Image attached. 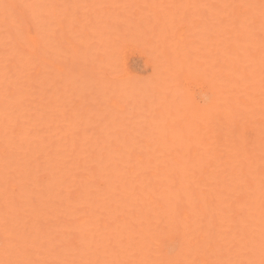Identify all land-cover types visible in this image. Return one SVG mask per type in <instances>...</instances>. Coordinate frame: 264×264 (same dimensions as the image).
Returning <instances> with one entry per match:
<instances>
[{"label": "bare ground", "instance_id": "obj_1", "mask_svg": "<svg viewBox=\"0 0 264 264\" xmlns=\"http://www.w3.org/2000/svg\"><path fill=\"white\" fill-rule=\"evenodd\" d=\"M166 1H149L153 14L146 15L153 17L151 38L159 41L160 58L156 55L154 67L159 76H165L159 78L160 84L166 79L171 82L170 76L175 79L181 70L179 85L197 77L199 92L195 94L199 96L201 91V98L194 95L192 100L193 92L188 93L190 86L184 83L183 94L191 95L187 99L178 83L175 87L173 83L167 90L178 86L179 93L170 95L169 89L166 99L174 94L177 99L166 100L160 91V102H170L163 108L160 103L154 112L149 108L154 104L153 91L151 87L143 89L151 92L149 112L145 110L147 102L144 113L139 108L141 113L135 109L132 116L145 120L143 115H155L152 113L148 127L140 124V118L138 127L122 113L126 108L121 109L126 107L121 99L133 95L138 85L132 76L116 79L111 87L106 73L110 70L111 77L114 69L105 67L106 73L98 72L95 65L98 76L88 69L75 72L73 56H81L77 50L85 49V43L78 46V40L73 39L78 47H72L71 67L57 62L62 49L66 46L69 51L70 46L65 42L62 47L56 37V31L64 26L61 19L69 16L66 7L67 13L62 15L55 6L54 2L61 0H0V264H264V0H171L168 8ZM162 4L166 12L163 7L156 9ZM186 11L192 18L196 13L201 16L198 29L194 26L190 33L192 18L185 19ZM145 12L140 13L145 17ZM112 16L104 14L103 26L101 21L94 26L100 23L104 28L106 23L110 33L106 28L103 32L112 38L102 31L101 35L106 34L115 50L121 48V40L126 42L125 29V33L131 32L128 35L141 28L144 34L149 31L150 20L146 26V18H140L143 27L140 24L137 30L136 20L132 31L129 24L115 33L111 21L116 17ZM175 16H183L181 25L173 24V20H181ZM70 17L71 23L69 18H65L68 24L63 22L76 28L78 22L73 23L75 18ZM66 26L57 32L65 34ZM99 27L96 32V27L90 30L98 35L103 29ZM198 34L200 50L193 53L197 39L192 36ZM87 35L83 32L82 37ZM97 35L89 37L95 40ZM97 39L91 41L94 45L88 43L92 51L100 52L102 45ZM192 40L191 50L188 44ZM101 41L107 45L104 38ZM167 45L173 47L171 58ZM109 46L105 49L110 51L113 46ZM185 48L190 49L189 56L182 51ZM109 51L104 52L105 58H110ZM102 58L100 63L106 61ZM62 77L65 88L61 86V91L70 92L66 96L56 89L58 84L54 86ZM77 78L87 86L95 81L97 85L91 86L98 87L97 91L111 87L100 91L103 97L113 92L102 99L108 109L103 108L105 113L97 107L92 111L95 104L90 109L81 102L78 105L77 99L82 98L77 95L86 85L82 89L80 80L76 87ZM126 78L131 79L130 87ZM74 96L77 99L72 100ZM94 96L99 102L100 96ZM111 97L120 99L109 100ZM64 102L70 103L71 109H66ZM110 102L112 108H107ZM80 107L86 109L79 111Z\"/></svg>", "mask_w": 264, "mask_h": 264}, {"label": "rangeland", "instance_id": "obj_2", "mask_svg": "<svg viewBox=\"0 0 264 264\" xmlns=\"http://www.w3.org/2000/svg\"><path fill=\"white\" fill-rule=\"evenodd\" d=\"M137 1H138V0H131L130 2H129L128 0H61V2H59V3L54 2L55 6L58 7V11H59L62 15H64L65 13H67V12L63 9L64 7H66V8L68 9V11H69V13H68L69 16H65L64 18L62 17L63 19H61V20H63L64 22H67V21L69 20V22L71 23V17H70V15H71L72 17L75 18V21H73L74 18H72V19H73V20H72L73 23L78 22V23H77L78 25L81 24V25L78 27V25L75 23L76 28L74 27L75 29H74V28L72 29V26H73L74 24H72V25L70 24L71 26L68 25V27H67L66 24H68L69 22H67V23L65 24L63 21H61V22L64 24V26H62V27L65 28V26H66V29L69 28L70 31L68 32L69 29L66 30V31L64 30L65 34H64L63 32H57V31L60 30V28L62 29V27H60V28L56 31V34L59 33V35H56L57 40L60 41L59 43H60V45H61L62 47H64L65 45H67L66 43H68L70 46L67 45V47H69V51L66 50V49H67V48H65L66 46H65L63 49H62V47L60 46L59 49H62L63 53H61L62 56L59 57V60H58L57 62H59V64L61 63V64H60L61 67H62V66H67L66 68H69L68 66L71 67V64L73 63L75 67L72 65V67H73L72 69H73L75 72H77V71H80V72H81V71H85V70L87 71V69H88L87 72H92V74H93V72L95 71L96 73H95V72H94V73L96 74V76H98V75H97V71H98V70H99L98 72L102 71V72H105V73H106V71H104V69L107 70V71H108V69H111V70L114 69V70H112L113 72L111 71V74L113 73L112 76H113V75H117L116 77L113 76V77H115V78H113L112 76L110 77V70L108 71L109 73H106V74H107V77H108V80L110 79V81L108 82L107 85H109V86H111V87H112L111 84H113L114 81H116V79H117V81H118L119 78H123L126 74H128L129 76H132V77H131V78H133L132 82L138 84L137 86H139L138 88H136L137 86H134V85H133V86L135 87V89H138V90H139L140 88H141V89L139 90V92H137L135 89H133V90H134V91L132 92L133 95H131V93H130V95H128V96H130V97H124L125 99H124V98L121 99V100H123L124 102L120 100L123 104H126V107H124L123 104H121V106H123V108H121V109L126 108L125 111H124L125 113L122 112V111H121V112H122L123 114H127V115L130 116V118L128 119V122H129V123H130V122H131V123L133 122V124H134V123L136 122L134 126H137V125H138V127H140V126H141L140 124H142L143 127H144V125L148 127V126H150V123H149V122H150L151 119H152L151 117L154 116L155 113L152 112V113L154 114V115H152V113L150 112L151 115H150V117H149V116H148L149 113L146 112L147 114H145V117L148 116L147 118H149L150 120H148V119L146 120V118H145L144 115L142 114V115H143V118H144L145 120H143V119H142V116H141V117H140L141 119L139 118V119H140V124H139V123H138V120H139V119L137 118L138 115H136V116H137V117H136L137 120H135V116H132V115H135V114L133 113V112H135V111H133V110H135V109L138 110V112H137V111H136V112L139 114V113H141V112L144 113L145 110L149 112V108L151 109L152 107H153L152 110L156 109V108H157V105L159 106V104L162 102V101L160 102V100L158 99V96H160V94L162 93L161 95H162V96L164 95V97H165L164 99H166V95H169L167 92H170L171 89H172V91H171L170 95L172 94V92H173V93L175 92V94H176V93H179L178 86H180L179 89H180V93H181V92H182L181 89H183V88L185 89V88L187 87V85H189L190 87L188 86V87H189V89H188V90H189L188 93H190V92H193V93H194V94L192 93V95H193V96H192V100H194L193 97H195V96H196L197 99H200V98H201V97H200V96H201V91H200L199 96L196 95V94H198V92H199V90H198V88H197V85H196V81L198 80L197 77H196V78H193V79H192V78H191V79H187L186 82L183 81V83L179 85V83H181V81H182V76H181L182 72L180 73L181 70L179 71L180 75H179V73H178V75H175V79H173L174 76H173V77L170 76V78H172V79H171V82L169 81V83H167L168 81L166 82L167 79L165 78V79H166V80L164 81L165 84H164V82L160 84L159 78H162V77H165V76H163V75H160V76H159V75H158L159 73H157V70H156V68L154 67V65H155L154 62L156 63V61H158V59L160 58V55H157V54H159V53H157V49H156V48H157L156 46L158 45V44H157V41H158V40L154 42V40H153L154 38H153V37H152L153 39L151 38V32H150L151 30H150V29H152V26H153L152 24H153L154 22H153L152 20H150V19H152L153 17L151 16L150 19H149L148 16L146 17V15H148V14L150 15V12H151V14H153V11H151L150 8H149V3H150L149 1H151V0H147L148 2H146V0H139L140 2H139V1L137 2ZM165 1H166V0H165ZM167 1H168V3H167V4L164 3V4H165V6L168 8V6H171V5H172V4H171L172 1H171V0H167ZM167 1H166V2H167ZM143 2H144V3H143ZM147 3H148V4H147ZM158 3H159V2H158ZM169 3H170L171 5H170ZM129 4H130V5H129ZM168 4H169V5H168ZM145 5H147V6H145ZM146 7H147L148 9H147ZM161 7H163V9H164V11H165V8H164V5H163V4H162L161 6H159L158 8H156V9L158 10V9H160ZM170 8H171V9H170V11H171V10H172V7H170ZM109 9H110V10H109ZM106 10H107V11H106ZM104 11H106L107 13H105ZM137 11H139L138 14H136ZM145 11H146V12H145ZM109 12H111V14H110ZM140 12H141V13H142V12H145V14H144L145 17L142 16ZM165 12H166V11H165ZM116 13H117V15H116ZM147 13H148V14H147ZM168 13H169V11H168ZM179 13H180V12H179ZM187 13H189V14H187ZM101 14H102V15H101ZM104 14H108V16L114 15V16L116 17V18H115L114 16H112L113 18H115V21H114V20L111 21V25H112V26L114 25V27H116V29H115V31H114L115 33H117V32L119 33V31H116L117 29L120 30V31L122 32V30L125 29L126 27H128L129 24H130L129 27H130L131 31H132L133 29H135V27H136L137 30H138V29L140 28V24H142V22L145 21V20H146V21H145L144 23L147 24L146 26H148L149 20H150V23H151V24H149V26H148L149 29H148L147 27H145V28H143V29H145V31H147L146 29H148V30H149L148 32H150V33L148 34V32H147V33L144 34L143 31L141 30V29H142V28H141V29H139V32H138V33H133V34L128 35V34L131 33V32H129V31H128L129 33H128V32H126V33L124 32L125 30L127 31V29H128V28H127V29H125V30L123 31V33L126 34V36H127V39H126V37H125L124 40H123V41H126L125 43H123L122 40L119 39V36H116V38L113 36L114 39H119V40H121V44H120V45H121V48L119 47V45H118L117 47H119V49L122 50V52H121V50H119V49L116 47V48L119 50L120 54H119V53H115L116 56L113 57L114 52H115V51H118V50H115V47L113 46L112 42H111V43L107 42V38L109 37V35H108L107 32H103V31H105L104 28H106V27H105L106 23H105V25H104V28H103V27H101V28L99 27L100 23L102 24V21L105 20V18L107 17V16H105V18H104V17H103ZM109 14H110V15H109ZM139 14H140V15H139ZM183 14H184V13H183ZM183 14H182V15H183ZM185 14H186L185 17H187V18H185V19H188V21H189V18H188V17H190V18L194 17L192 14H190L189 11H186ZM98 15H99L100 17L102 16L104 19H101ZM138 15H139V16H138ZM180 15H181V13L179 14V16H180ZM179 16H175L174 18L177 19V18H179ZM183 16H184V15H183ZM183 16H181V17L183 18ZM112 17H111V18H112ZM136 17H137V18L139 17V18H138L139 20L136 19ZM181 17H180L179 19H181ZM65 18H66V19L69 18V19L66 21ZM98 18H99V19H98ZM140 18H141V19L146 18V19H144V20L142 21V20H140ZM200 18H201V16H199L198 13H196V18H192V19L190 20V21H191V23H190L191 26H188V27L190 28V29H189V33L191 32L192 27L194 28V26L196 27L195 29H198L197 24H198ZM51 19H52V18H51ZM109 19H110V18H109ZM109 19H107V20H109ZM125 19H126V20L128 19L129 22L126 21ZM193 19L196 21V22L193 21V22L196 23V24H194V25H193V22H192ZM96 20H99V21H96ZM101 20H102V21H101ZM136 20L138 21V23H137ZM168 20H170L169 24H171V25H173V24L175 25V22H176V23L178 22L179 25L182 24V19H181L180 21H177L178 19L175 20V21L173 20V22H174L173 24H172V22H171V21H172L171 18L168 19ZM100 21H101V22H100ZM141 21H142V22H141ZM147 21H148V22H147ZM151 21H152L153 23H152ZM185 21H186V20H184V23H185ZM51 22H52V20H51ZM96 22H100L99 24H97L98 26H96V25L94 26V23H96ZM112 22H115V23L112 24ZM135 22L137 23L136 26L134 25ZM180 22H181V24H180ZM186 22H187V21H186ZM83 23H84V24H87V26L90 25L91 28H92V26H93V27H96V28L99 27L100 29L103 28L102 30H100V33H99V31H98L97 33H99L100 36L103 35V34L101 35L102 32H103V33H106V34L108 35V37L104 36V35H106V34H104V35H103L104 37L101 38V37L99 36V34L97 35L96 33L92 32V31L90 30L91 28H90V29H89V27L86 28L87 26L85 25V29L87 30V31H86V30L84 29V26L82 27ZM109 23H110V22H109ZM51 24H52V23H51ZM63 24H62V25H63ZM91 24H93V25L91 26ZM178 24H176V26H178ZM185 24H186V23H185ZM188 24H189V23H188ZM108 25H110V24H107V26H108ZM131 25H132V27H131ZM143 25H144V24H142L141 27H143ZM150 25H152V26L150 27ZM186 25H187V24H186ZM69 26H70L71 28H70ZM102 26H103V24H102ZM112 26H110V27H112ZM134 26H135V27H134ZM169 26H170V25H169ZM176 26H175V28H176ZM114 27H113V28H114ZM64 28H63V29H64ZM77 28H78V29H77ZM80 28H81V30H80ZM96 28H95V29H96ZM108 28H109V27H108ZM63 29H62V31H63ZM71 29H72V30H71ZM76 29L79 30V32H78ZM83 29H84V30H83ZM106 29H107V28H106ZM110 29H112V28H110ZM130 29H129V30H130ZM73 30H75L74 33H71V32H73ZM82 30H83V31H82ZM88 30H89V31H88ZM92 30H94V28H92ZM97 30H98V28H97L96 30H94V31L96 32ZM113 30H114V29H113ZM113 30H112V31H113ZM140 30H141V31H140ZM153 30H155V29L153 28ZM81 31H82V32H81ZM101 31H102V32H101ZM106 31H108V29H107ZM110 31H111V30H110ZM77 32H78L79 34H78ZM83 32H84L85 35H87L88 32H90L89 34L92 35V37H93V36L96 37V35H97V36H99V38L97 37L98 39H100V38L103 39V38H104V40L106 41L105 43H107V45H106V44L104 45V42L101 41V39H100V40H99V43H100V44H99V43H98V44H99L100 46L102 45L103 47L101 46V48H100L101 51H100V52H98L99 49L96 50V52L99 53L100 55H101V53H102V48L105 49V46L110 45L109 48H110L111 46L114 47V48L112 47L114 50H112V48H110V51H109V49H105V50H108L109 52H112V53L110 54V58H109V56H108L107 58H105L106 55H105L104 52H108V51H104V49H103V54H102V55H103V56L105 55L103 58H105V60H106V61H104V62H108V64H107V63H104V62H103V63H100V62L102 61V60H101L102 57H99L100 55L97 56L98 54L96 55V52H95V51H92L93 49L91 50V45H89V43L92 44V45H94L95 43L93 44V43H91V41H92V42H93V41L96 42V39H97V38H96L95 40H92V38L89 37V34L87 35V36L89 37V39L86 38L87 36H83V37H82ZM108 32H109V31H108ZM135 32H137V31H135ZM140 32H142V33H140ZM153 32H155V31H153ZM153 32H152V35H153ZM60 33H61V34H60ZM80 33H82V34H80ZM93 33H94V34H93ZM109 33H110V32H109ZM127 33H128V34H127ZM62 34L64 35V39H63ZM111 34H112V32H111ZM111 34H110V36H111ZM113 34H114V33H113ZM120 34H122V33H120ZM116 35H118V34H116ZM60 36H61V37H60ZM77 36H78V38L81 37L80 39H82V40H83V38H84V41H82V40H80V39H77V38H76ZM121 36H122V35H121ZM95 37H94V38H95ZM189 37L191 38V36H189ZM192 37H194V38H196V39H197V38L200 39L199 34L196 35V36H192ZM58 38H59V39H58ZM75 38H76V39H75ZM105 38H106V39H105ZM109 38H112V37H109ZM121 38H122V37H121ZM166 38H167V40H170V38H168V37H166ZM62 39L64 40V42L62 41ZM70 39H73L72 41H74V42H75V40H78V41H80V42L82 41V44H80L78 41L76 42V43H78V44H77L78 46H79V45L82 46L83 43H85V45H83V46H85V47H84L85 49H82L83 47H82V48L79 47V48L82 49V50H80L79 48H78L79 50H77V54L81 55L80 57H79L78 55H74V56H73L74 48H72V47H74V45H75V48H77L78 46L76 45V43L73 44V42H71ZM98 39H97V42H98ZM114 39H110V41H113ZM122 39H123V38H122ZM125 39H126V40H125ZM191 39H193V38H191ZM191 39H190V40H191ZM198 39H197V40H198ZM85 40H87V41L85 42ZM88 40H89V43H88ZM108 40H109V39H108ZM167 40H165V41H167ZM197 40H195V42L193 43L194 46H195V44L197 43V44H196V48H197V49L194 48V47H192V48H194L195 50H194V49L192 50L191 47H190V46H193V45H191V44H192V42H193L194 40L190 41L189 44H188V46L190 45L188 48H190V49L192 50V52L194 51L193 53H195V51H197V50H200V49H198V48H199V46L201 45V42L198 40V41L200 42V43H198ZM61 42H62V43H61ZM65 42H66V43H65ZM101 42H103V43H101ZM113 42H114V41H113ZM116 42H117V40H116ZM116 42H114V43H116ZM158 42H159V41H158ZM108 43H109V44H108ZM117 43H118V42H117ZM155 43H156V45H155ZM98 44H97V45H98ZM111 44H112V45H111ZM118 44H119V43H118ZM199 44H200V45H199ZM72 45H73V46H72ZM87 45H88V48H87V53H88V54H87L86 51H85ZM114 45H115V44H114ZM197 45H199V46H197ZM89 46H90V48H89ZM95 46H96V45H95ZM115 46H116V45H115ZM70 47H71V49H70ZM92 47H93V46H92ZM98 47H99V46H96V48H98ZM167 47H168V45L166 46L165 50L167 49ZM186 47H187V46H186ZM50 48H51V47H50ZM94 48H95V47H94ZM158 48H159V47H158ZM169 48H170V47H168V51H169V53H171L170 50H171L173 47H172L171 49H169ZM188 48H187V49H188ZM64 49H65L66 51H68V53H66V51H65ZM89 49H90L91 51H90ZM187 49L185 48V49H184L185 51L182 49L183 52H187L186 55H187L188 52L190 51V49H188L189 51H187ZM72 50H73V51H72ZM94 50H95V49H94ZM64 51H65V52H64ZM78 51H80V52H78ZM160 51H163V48H161ZM168 51H165L164 53L167 54ZM50 52H51V50H49V54H51V56H53V55H52V52H51V53H50ZM81 52H82V53H81ZM91 52H92V53L94 52L93 54H95V57H93L94 55H93ZM90 53L92 54V56H90V55H91ZM160 53H161V52H160ZM169 53H168V54H169ZM65 54H67L68 56L65 55ZM70 54H71V55H70ZM84 54H85V55H84ZM106 54H107V53H106ZM198 54H199V56H200V51H198V53H197L196 55H198ZM64 55H65V56H64ZM87 55H88V56H87ZM102 55H101V56H102ZM156 55L158 56V59H157V60H156V58H157ZM172 55H173L172 53L169 54L170 58H171ZM189 55H190V54H188L187 56H189ZM193 55H194V54H192V56H193ZM51 56H50V58H51ZM72 56H73L74 59H75V63H74V61H73V62L70 61V60H74V59H72ZM75 56H77L79 59H78V58L76 59ZM83 56H84V57L86 56V57L88 58V60H90V61L86 60V61H87V62H86V61H85V58H84ZM96 56H97V57H96ZM199 56H198V58H199ZM61 57H62V58H61ZM63 57H64V59H63ZM66 57H67V58L69 57V61H68V62H70L69 65H68V62H67V60H66ZM91 57H92V59L94 58L93 61H92ZM173 57H174V56H173ZM87 58H86V59H87ZM103 58H102V59H103ZM186 58H187V57H186ZM190 58H191V59H193V58H194V59H197V57H196V58H195V57H193V58L190 57ZM82 59H84L85 62H83ZM107 59H114L115 62H114V60H112V61L110 60L111 62H114V63L109 64V60H107ZM187 59L190 60L189 57H188ZM77 60H79V61H77ZM80 60H81V61H80ZM103 60H104V59H103ZM155 60H156V61H155ZM60 61H61V62H60ZM63 61H64V63H62ZM91 61H92V62L97 61V62H96V63H91ZM71 62H72V63H71ZM78 62H81V63L79 64ZM66 63H67V65H66ZM82 63H83V64H82ZM87 63H88L89 65H86ZM98 63H100L101 66H100ZM62 64H63V65H62ZM76 64H77L78 67H79L80 65H82V67H79V68L77 67V68H76ZM97 64H98L99 66H98ZM104 64H105V66H102V65H104ZM85 65H86V66H85ZM92 65H94L95 68H94V67L92 68V67H91ZM95 65L98 67V70H97V71L94 70V69H97V67H96ZM106 65H108V66H106ZM109 65H110L112 68H110ZM112 65H113V66H112ZM88 66H89V67H88ZM155 66H156V65H155ZM86 67H87V68H86ZM99 67H100V69L103 67V70H102V69L100 70ZM105 67H107L108 69H106ZM154 68H155V70H154ZM79 69H81V70H79ZM90 69H92V70H90ZM53 72H54V71H53ZM85 73H86V72H85ZM105 73H103V74H105ZM166 73H167V72H166ZM50 74H51V76L53 75V73H50ZM64 74H65V73H63L62 76H63ZM95 74H93V75H95ZM106 74H105V75H106ZM108 74H109V75H108ZM128 75H127V76H128ZM165 75H166V74H165ZM170 75H171V73H170ZM64 76H65V75H64ZM127 76H125V77H127ZM178 76H181V77L179 78ZM48 77H49V75H48ZM109 77H110V78H109ZM50 78H51V77H49L48 80H49ZM111 78H112V81H113V82L111 81ZM168 78H169V76H168ZM170 78H169V79H170ZM176 78H177V79H176ZM178 78L181 79V80H178ZM129 79H130V78H129ZM129 79L126 78V80L128 81V82L126 81V83H127V85H129L128 87L131 86V83H129V82H131V79H130V81H129ZM169 79H168V80H169ZM80 80H81V79L77 78L76 81L74 82V85H75L76 87L78 86V84H79L80 82L83 81V80H81V81H80ZM173 80H174V81L177 80L178 82L175 81V82H176V83H175ZM79 81H80V82H79ZM92 81H93V80H92ZM117 81H116V82H117ZM135 81H136V82H135ZM154 81H155V83H154ZM179 81H180V82H179ZM50 82H51V81H50ZM62 82H63V83L65 82V77H62V79L59 80V82L57 81V82L54 83V86H56V85L58 84V85H57L58 88L56 87V89H59L61 86H64V88H65V84H64V85H61ZM83 82H84V81H83ZM83 82L80 83V85L82 84V86H83V84H85V83H83ZM90 82H91V81H89V83H90ZM93 82H94L95 84H94V83L92 84V82H91L90 84H88V86H87L86 84H85L86 86L84 85L86 89H87V87H89V85H90V87H91L92 89L88 88L87 90H88V92H89V90L92 91V92H89V93H91V95L88 94L87 90L85 89V90H81V92H82V91L84 92L83 94L80 92V95H77V97L80 98V99L82 98V100H79V101H78V99L75 98L76 95H75L74 97H70V98H73L72 100H74V98L77 99L78 105L82 103L83 105H82V104H81V105H82V106L86 105V106L88 107V109L91 108V107H89V106L95 104L96 106L94 107V105H93L94 108H91L92 111H95V110L98 108L100 113H105L104 111H105L106 108H105L104 105H105L106 102L102 101V99H104V97H106V96L110 97V94L113 93V92H111V93H110V92H109V93L107 92V95L103 97L104 94H103V92H100V91H102L105 87L107 88L108 86H104L101 90H98V91H97V88H98V87H97V88H96V87H92V86H94V85H95V86L97 85L95 81H93ZM110 82H112V83H110ZM116 82H115V83H116ZM109 83H110V84H109ZM148 83H149V85H148ZM153 83L156 84V86H155ZM158 83H159V84H158ZM173 83H174V84H173ZM177 83H178V86H177V89H176V88H175V89H176V91H178V92H176L175 89L172 88L173 86L175 87V86L177 85ZM184 83H185L186 85H185ZM55 84H56V85H55ZM151 84H153V85H151ZM168 84H169V85H168ZM170 84H171V86H172V84H173V86H172L171 88H169L170 90H169V89L167 90V88L170 87ZM183 84H184L186 87H184ZM91 85H92V86H91ZM157 85H159L160 87L157 86ZM54 86H53V87H54ZM84 86L81 87V88L83 89ZM146 86H147V87H146ZM153 86H154V88H153ZM162 86H164V87L166 86V87H165L166 90H164V89H163L164 87H162ZM48 87H51V83H50V86L48 85ZM78 87H79V86H78ZM111 87H110V88H111ZM145 87H146V88H145ZM149 87H151V88H149ZM155 87H158L159 89L156 88V89H157V90H156ZM54 88H55V87H54ZM61 88H63V87H61ZM61 88L59 89V91H60L61 93L64 94V91H63V90H65V89H63V90H62L63 92H62V91H61ZM81 88H80V89H81ZM110 88H107L108 91H109ZM148 88L151 89V90H150L151 92H152V91H153V92H152V93H151V92L148 93V92H147V91H148ZM161 88H162V90H160ZM107 89H106V91H107ZM143 89H146L147 91H142ZM152 89H154V90H152ZM184 89H183V90H184ZM192 89H193L194 91H193ZM95 90H96V91H95ZM155 90H156V91H155ZM190 90H191V91H190ZM195 90H196L197 92H195ZM47 91H51V88H50V90H49V88H48ZM59 91H58V92H59ZM94 91L96 92V94H97L98 97L101 95V93L103 94V95H101V96L99 97V100H100L99 102L97 101L98 98H97L96 96H94V95H96V94H93V93H95ZM110 91H112V89H111ZM135 91H136L137 93H136ZM157 91H158V93H157ZM160 91H161V93H160ZM163 91H164V92H163ZM166 91H167V92H166ZM60 92H59V93H60ZM97 92H100V95H98ZM186 92H187V90H185V93H186ZM49 93H50V92H49ZM49 93H48V94H49ZM67 93L69 94L70 92L67 91V92H65L64 95H65V96L68 95ZM86 93L88 94L87 97H86ZM128 93H129V91H128ZM150 93H151V95H150ZM154 93H155V94H154ZM159 93H160V94H159ZM183 93H184V92H182V94H183ZM188 93H187V94H188ZM195 93H196V94H195ZM92 94H93V95H92ZM105 94H106V93H105ZM108 94H109V95H108ZM152 94H153V95H152ZM156 94H158L157 97H156ZM175 94L172 95V96H170V98H169V96H168L167 99H168V98H169L170 100L174 99V98L176 97ZM187 94H183V96L185 95L186 98L188 99V97L190 98L191 95H188V97H187ZM49 95H50V94H49ZM64 95H63V96H64ZM81 95H83V96H81ZM149 95H150V97H152V99L149 97ZM194 95H195V96H194ZM79 96H81V97H79ZM91 96H92V98L94 97V98H93V101H91L92 98H89V97H91ZM111 96H115V97H116L115 94H112ZM154 96H155L156 98H155ZM162 96H160L159 98L162 99V98H163ZM173 96H175V97L171 99V97H173ZM183 96H182V98H185V97H183ZM108 97H107V98H108ZM147 97H149V98L147 99ZM153 97L157 100V102H155L156 100H155ZM199 97H200V98H199ZM70 98H69V99H70ZM85 98H88V99H85ZM96 98H97V99H96ZM107 98H106V99H107ZM126 98H127V99H126ZM178 98H179V97H178ZM196 98H195V101L197 100ZM95 99H96V100H95ZM113 99L117 101V100H119L120 98H118V97H117L116 99H115L114 97H113V98L111 97V99L109 98V100H113ZM150 99H151L152 101H154V104L151 105V104H152V101H151V102L149 101V102L151 103V104H150L151 106L149 107V105H148L149 102H148L147 100H150ZM167 99H166V100H167ZM176 99H177V97H176ZM180 99H181V98H179V100H180ZM67 100H68V98L66 99V101H67ZM87 100H88V102H86ZM109 100H108V101H109ZM170 100H169V102H170ZM183 100H184V99H183ZM190 100H191V99H190ZM89 101H91V102H89ZM96 101L98 102L97 104H96ZM158 101H159V103H158ZM198 101H200V100H198ZM198 101H197V102H198ZM71 102H72V104H73L74 101H71ZM80 102H81V103H80ZM85 102H86V103H85ZM101 102H102V106H103V107H102V106H100V107H102V109H100V107H98V106L100 105L99 103H101ZM103 102H104V103H103ZM147 102H148V103H147ZM165 102L167 103L168 101H165ZM169 102H168V103H169ZM64 103H65V104H63V106L66 105L67 102H64ZM146 103H147V104H146ZM155 103H157V104H155ZM163 103H164V100H163ZM166 103H165V104H162V103H161L162 106H160V107L163 108V107H164L163 105H166ZM168 103H167V104H168ZM69 104H70V103H68V105H69ZM76 104H77V103H76V100H75V104H73L72 107L75 106ZM98 104H99V105H98ZM103 104H104V105H103ZM111 104H112V102L108 103V104L106 105V107H107V108H108V107H109V108H112ZM144 104H146V107H145ZM68 105H66L67 107L65 106L66 109H67V108H68V109H71V105H70L69 107H68ZM78 105H77L76 107H74V108H77V107L81 106V105H79V106H78ZM119 105H120V103H117V107H119ZM143 105H144V106H143ZM155 105H156V106H155ZM121 106H120V107H121ZM96 107H97V108H96ZM142 107H143V109H142ZM144 107L147 108V109L144 110ZM148 107H149V108H148ZM154 107H156V108H154ZM83 108H84V107H82V108L80 107L79 111H82ZM103 108H105L104 111H103ZM137 108H138V109H137ZM139 108L141 109V110H140L141 112L139 111ZM158 108H159V107H158ZM85 109H86V108H85ZM85 109H83V111H84ZM100 110H101V111H100ZM106 110H108V109H106ZM115 110H116V109H114V111H115ZM142 110H143L144 112H143ZM152 110H151V111H152ZM118 111L120 112V110H118ZM118 111H117V112H118ZM119 112H118V115H120V114L122 115V113H121V112L119 113ZM131 112H132V114H131ZM154 112H155V110H154ZM137 113H136V114H137ZM140 115H141V114H140ZM140 115H139V116H140ZM100 116L102 117V114H100ZM129 120H130V121H129ZM142 120H143L144 122H142ZM158 120H159V119H158ZM147 121H148V122H147ZM152 121H153V120H152ZM154 121H156V120H154ZM154 121H153V122H154ZM141 122H142V123H141ZM145 122H147L148 125L145 124ZM153 122H151V124H153ZM156 122H157V121H156ZM143 123H144V124H143ZM133 124H132V125H133ZM136 124H137V125H136ZM111 125H112V124H111ZM129 125H131V124H129ZM132 125H131V126H132ZM143 127H142V128H143ZM140 136H141V135H140Z\"/></svg>", "mask_w": 264, "mask_h": 264}]
</instances>
